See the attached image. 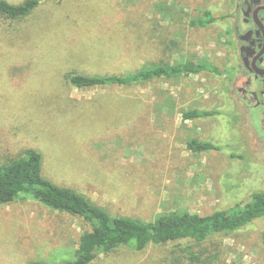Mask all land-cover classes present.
Masks as SVG:
<instances>
[{
	"label": "rangeland",
	"instance_id": "1",
	"mask_svg": "<svg viewBox=\"0 0 264 264\" xmlns=\"http://www.w3.org/2000/svg\"><path fill=\"white\" fill-rule=\"evenodd\" d=\"M233 1L44 0L25 18L0 14V165L35 150L47 180L112 217L143 222L246 204L264 191V148L233 91L242 82L229 72ZM206 11L212 23L190 25ZM189 61L220 73L92 89L64 78ZM194 109L219 114L183 119ZM193 139L221 150L194 153ZM86 231L81 219L34 200L0 205V264L73 261ZM130 248L91 264H264V218L202 243Z\"/></svg>",
	"mask_w": 264,
	"mask_h": 264
},
{
	"label": "trees",
	"instance_id": "2",
	"mask_svg": "<svg viewBox=\"0 0 264 264\" xmlns=\"http://www.w3.org/2000/svg\"><path fill=\"white\" fill-rule=\"evenodd\" d=\"M44 0H25L19 5L0 1V14L9 19H21L30 15ZM214 18L210 12L203 18L190 22L194 27H206ZM209 72L218 75L214 66L195 62L174 65L151 66L126 75L88 76L76 72L65 74V80L78 89H92L109 85L132 86L155 79L198 75ZM219 114L216 111L190 110L182 114L185 120L206 119ZM187 148L194 153L219 151L221 147L208 141L191 140ZM42 156L29 149L25 155L7 164L0 165V205L19 198L34 200L49 209L81 219L89 226L79 240L73 261L61 264H91L98 254H108L121 247L130 246L141 252L149 246H162L179 241L202 243L214 235L229 236L264 218V191L253 192L244 205L211 214L181 212L160 216L155 221L143 222L128 217H112L93 204L83 194L73 189L58 186L47 180L41 171ZM29 264H45L30 262Z\"/></svg>",
	"mask_w": 264,
	"mask_h": 264
},
{
	"label": "flooded vegetation",
	"instance_id": "3",
	"mask_svg": "<svg viewBox=\"0 0 264 264\" xmlns=\"http://www.w3.org/2000/svg\"><path fill=\"white\" fill-rule=\"evenodd\" d=\"M231 18L227 46L233 66L229 72L242 80L233 91L250 110L246 121L264 148V0H234Z\"/></svg>",
	"mask_w": 264,
	"mask_h": 264
}]
</instances>
